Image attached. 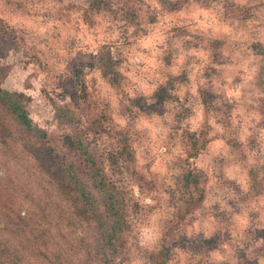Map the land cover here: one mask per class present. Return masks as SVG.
Listing matches in <instances>:
<instances>
[{"label":"rangeland","instance_id":"obj_1","mask_svg":"<svg viewBox=\"0 0 264 264\" xmlns=\"http://www.w3.org/2000/svg\"><path fill=\"white\" fill-rule=\"evenodd\" d=\"M94 1L0 0V86L27 97L29 116L56 150L62 128L53 105L80 104L82 79L107 116L104 138L130 131L129 147L106 161L128 192L127 253L118 264H151L189 171L203 200L183 216L166 264H264V0H103L100 9ZM40 180L48 210L61 198ZM22 196L19 210L35 218L36 232L7 240L0 215V264H55L54 246L33 255L51 225ZM63 229L80 241L82 230ZM56 257L71 263L63 251ZM74 264H84L82 254Z\"/></svg>","mask_w":264,"mask_h":264},{"label":"trees","instance_id":"obj_2","mask_svg":"<svg viewBox=\"0 0 264 264\" xmlns=\"http://www.w3.org/2000/svg\"><path fill=\"white\" fill-rule=\"evenodd\" d=\"M193 1L208 6L211 0ZM174 3L178 7L182 4L175 0ZM104 4L103 0H96L92 7L100 9ZM130 16L131 19L135 17L133 12ZM213 55L218 57L220 52L216 50ZM78 83L80 104L53 105V117L62 128V150L49 144L47 131L38 127L29 116L27 97L21 92L5 91L0 86V161L6 162L10 175L5 187L0 186V215L7 221L4 228L7 240L35 233L32 228L35 218L19 210L18 199L23 194L21 199H31L32 208L38 209L51 225L45 233L39 234L41 240L34 248L35 257L39 256L42 247L54 246L50 261L55 264L59 251L70 258V264H74L80 254L84 264H118L127 253L124 234L129 224L128 192L109 177L106 161L114 157L116 151L129 147L131 133L122 128L104 138L103 123L107 116L97 110L101 108L88 92L85 80ZM155 95L161 101L160 92ZM261 110L264 111V103ZM80 120H84L82 125ZM9 163L16 171L14 176L9 172ZM40 177L50 184L53 196L61 198L54 199L48 210ZM17 182L26 187L17 189ZM36 182L32 191L27 190ZM182 191L176 216L164 225L158 248L148 255L151 264L167 263L183 216L203 200L199 179L192 171L185 175ZM64 223L83 231L80 241L65 234Z\"/></svg>","mask_w":264,"mask_h":264}]
</instances>
